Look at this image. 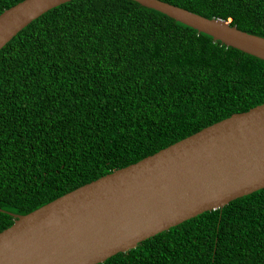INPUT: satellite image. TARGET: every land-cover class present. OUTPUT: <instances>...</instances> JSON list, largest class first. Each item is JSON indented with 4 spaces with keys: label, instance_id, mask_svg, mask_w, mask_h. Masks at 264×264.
<instances>
[{
    "label": "trees",
    "instance_id": "trees-1",
    "mask_svg": "<svg viewBox=\"0 0 264 264\" xmlns=\"http://www.w3.org/2000/svg\"><path fill=\"white\" fill-rule=\"evenodd\" d=\"M161 1L264 37V0ZM261 104L264 60L132 0L57 6L0 51V232ZM101 264H264V189Z\"/></svg>",
    "mask_w": 264,
    "mask_h": 264
},
{
    "label": "water",
    "instance_id": "water-1",
    "mask_svg": "<svg viewBox=\"0 0 264 264\" xmlns=\"http://www.w3.org/2000/svg\"><path fill=\"white\" fill-rule=\"evenodd\" d=\"M72 0H24L0 14V51ZM264 60V37L161 0H132ZM264 189V104L236 113L35 211L10 213L0 264H101L204 212ZM0 211H2L0 209Z\"/></svg>",
    "mask_w": 264,
    "mask_h": 264
}]
</instances>
